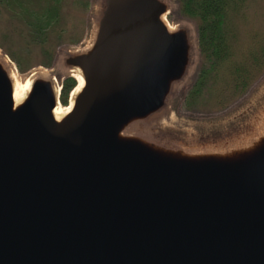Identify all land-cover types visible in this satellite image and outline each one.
<instances>
[{"label":"water","instance_id":"obj_1","mask_svg":"<svg viewBox=\"0 0 264 264\" xmlns=\"http://www.w3.org/2000/svg\"><path fill=\"white\" fill-rule=\"evenodd\" d=\"M166 0H101L93 38L34 74L20 102L0 52V264H264V123L192 150L135 130L188 74L193 39ZM71 98V97H70Z\"/></svg>","mask_w":264,"mask_h":264},{"label":"rangeland","instance_id":"obj_2","mask_svg":"<svg viewBox=\"0 0 264 264\" xmlns=\"http://www.w3.org/2000/svg\"><path fill=\"white\" fill-rule=\"evenodd\" d=\"M166 1L170 7L165 15L168 24L175 28L184 26L191 31L192 62L186 77L174 87L167 106L152 119L137 123L135 130L192 150L225 148L253 137L264 123V72L245 93L224 108L213 104L215 96L211 94L207 96L205 104L190 108L186 103L187 96L204 67L197 23L184 12L180 0ZM100 6L101 0H65L62 25L70 28L73 33L66 34L65 43L57 47V55L50 66L41 65L47 58L39 47H34L30 56L34 66L21 72L4 50L24 47L23 26L14 19L12 9L0 0V52L8 56L23 78L46 69L63 86L68 77L76 79L72 71L63 64L65 54L70 50H82L89 45L93 38L94 18L99 13ZM234 21L237 32L236 51L241 54L250 45L251 36L255 32L264 35V0H249L245 17L242 18V13H239ZM73 35L82 37V41L78 44L67 43ZM76 82L78 84L77 79ZM72 91L66 105L61 100L62 106L70 104Z\"/></svg>","mask_w":264,"mask_h":264},{"label":"trees","instance_id":"obj_3","mask_svg":"<svg viewBox=\"0 0 264 264\" xmlns=\"http://www.w3.org/2000/svg\"><path fill=\"white\" fill-rule=\"evenodd\" d=\"M65 0H2L14 12V19L22 27L24 47L4 50L21 72L34 64L31 52L39 47L47 60L41 65L50 66L56 57V49L65 43L64 37L73 33L62 25ZM184 12L197 23L198 40L204 67L186 103L198 107L207 102V96H215L213 104L226 107L245 93L264 72V35L255 32L251 43L242 53L236 51V15L245 17L249 0H180ZM82 37L74 36L67 43L78 44ZM77 85L68 77L64 83L61 100L66 105L70 92ZM213 93V94H212Z\"/></svg>","mask_w":264,"mask_h":264},{"label":"bare ground","instance_id":"obj_4","mask_svg":"<svg viewBox=\"0 0 264 264\" xmlns=\"http://www.w3.org/2000/svg\"><path fill=\"white\" fill-rule=\"evenodd\" d=\"M171 28L175 29V27H172V26H171ZM5 61L8 63V65L11 66L10 72H11L12 78L14 80V86H15L14 99L16 100V102H20L24 99V97L28 93V91L31 87V84H32V79L35 75L30 74L26 78H23V75H21L17 71V69L12 65V61L8 57H5ZM72 74L76 77L78 84L75 87V89L72 91L71 98H70V104L65 106V107L62 105H58L55 108L54 112H55L57 118H61L63 115H65L66 113H68L72 109V107L74 105L75 96L81 90V88L83 87V85L85 83L84 77H83L82 72L79 68L72 69ZM43 75L49 76L50 73H49V71L44 69Z\"/></svg>","mask_w":264,"mask_h":264}]
</instances>
